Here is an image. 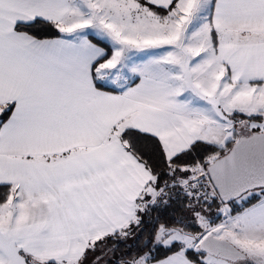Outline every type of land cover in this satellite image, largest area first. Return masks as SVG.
I'll list each match as a JSON object with an SVG mask.
<instances>
[{"label": "snow or ice", "instance_id": "6c2138e0", "mask_svg": "<svg viewBox=\"0 0 264 264\" xmlns=\"http://www.w3.org/2000/svg\"><path fill=\"white\" fill-rule=\"evenodd\" d=\"M0 264H264V0H0Z\"/></svg>", "mask_w": 264, "mask_h": 264}]
</instances>
